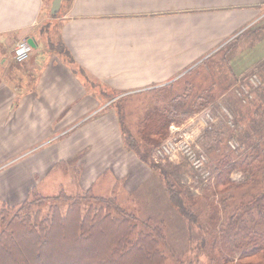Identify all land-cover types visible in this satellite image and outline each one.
I'll return each instance as SVG.
<instances>
[{
    "label": "crops",
    "instance_id": "obj_1",
    "mask_svg": "<svg viewBox=\"0 0 264 264\" xmlns=\"http://www.w3.org/2000/svg\"><path fill=\"white\" fill-rule=\"evenodd\" d=\"M47 1L0 0V165L19 161L22 147L41 145L40 138L50 144L0 176L8 204L32 194L62 163H84L82 189L110 172L137 178L133 170L147 165L124 146L117 101L158 92L264 18V0H67L56 16L45 13ZM197 3L206 12L200 15ZM229 3L236 10L226 11ZM54 25L60 40L50 39ZM38 27L50 36L36 34ZM29 39L36 51L16 63L14 46ZM54 42L64 44L80 70L53 54ZM200 49L194 62L176 57Z\"/></svg>",
    "mask_w": 264,
    "mask_h": 264
},
{
    "label": "trees",
    "instance_id": "obj_2",
    "mask_svg": "<svg viewBox=\"0 0 264 264\" xmlns=\"http://www.w3.org/2000/svg\"><path fill=\"white\" fill-rule=\"evenodd\" d=\"M254 26L243 34L254 32V28L264 30ZM55 44L50 45L53 54H65L73 61L63 43ZM208 83L205 95L194 97L190 108L186 107L191 96V88L187 86L184 93L164 101L165 105L154 106L135 133L125 126L119 110L126 150L158 170V164L151 160L152 153L168 138L170 126L184 124L215 99L217 84ZM172 88L171 83L161 90L165 94ZM226 155L230 156L221 154L224 160L220 159L213 169L214 183L206 189L209 195L219 196L218 204L213 201L215 210H209L212 215L209 222L199 221L205 213L202 207H195V197L189 190L178 188L175 181L168 180L171 201L192 229L195 225L206 231L204 244L208 245L209 264H264V189L234 204L236 190L260 178L264 159L255 161L250 155V161L246 158L233 161L225 158ZM246 169V179L236 182L233 173ZM0 225V264H165L167 260L162 248L166 236L161 225L142 220L122 208L116 197L95 195L92 187L76 196L63 191L52 197L33 194L18 207L6 203L0 209Z\"/></svg>",
    "mask_w": 264,
    "mask_h": 264
},
{
    "label": "rangeland",
    "instance_id": "obj_3",
    "mask_svg": "<svg viewBox=\"0 0 264 264\" xmlns=\"http://www.w3.org/2000/svg\"><path fill=\"white\" fill-rule=\"evenodd\" d=\"M50 4L51 0H48L45 12L47 15L51 11ZM197 6L201 9V11H198L200 15L206 12V10L203 12L201 3H197ZM230 6H233L232 3H229V7L225 10L230 12L236 10V8ZM211 12L215 13L216 11L211 10ZM257 25L259 28L264 27V18L259 20ZM40 26H45V24ZM39 27L38 32L40 33L36 34L49 35V33L44 31L45 27H42L41 30ZM56 27V25H54V28L52 27V32H55L54 37L49 36L50 39L60 40V32L59 30L55 31ZM252 31L254 32H249L248 34H243V31L241 35L244 37L240 43H229L227 47L217 51L216 56H210L209 58L213 57V59L208 60L207 63L195 67L199 64L198 61V64L192 65L195 68L193 72L190 73L189 71V74H185L186 76L182 75L178 80L172 82L175 87L169 89L167 93L164 94V90H158V92H148L138 96L132 95L124 99L123 102L126 103H123L121 99V101H117V106L122 109L125 126L135 133L137 126L146 116L145 114L150 112L154 106L165 105L174 95L177 96L184 93L188 87L191 88L189 90L191 96L187 99L188 104L186 107L190 108L189 103L194 101V97L205 95L208 82L215 81L217 84V89L214 90L215 99L203 106L204 108L199 111L212 113L215 118L212 128L203 126L199 119L196 118L198 116L197 113H199L196 112L187 119L188 122L180 126L171 125L170 135L168 136L169 138L173 134L172 126L183 127L188 124L185 132L192 136L198 146L197 148L205 154L207 159L206 165L202 170H196L186 158L180 155L172 159L165 157L156 160L152 154L151 160L158 164V170H153V168L148 166L142 171L131 168L133 173L138 172L137 178L128 176L129 178L125 177L123 179L121 177H118V179L113 178L110 172L106 176L96 179V184L92 186L95 195L116 197L122 208L137 215L142 220H148L155 225L163 227L166 236L165 243L162 244L167 256L165 264H209L210 259V253L207 251L208 245L205 246L204 244L207 236L206 231L197 228L195 225L194 229H192L190 222L174 206L168 189V180L175 181V185L178 188L189 190L190 194L195 197V207H202L205 213V217L199 221L209 222V219L212 218L209 210H215L213 201L215 200L216 204H218L219 196L209 195L206 189L214 183L215 174L213 169L216 168L220 159L224 160L221 154H230V156L226 155L225 158L233 161H239L244 158L250 161V155L255 161L261 158L264 159V30L257 31L256 29L255 31L254 28ZM198 34L193 32L191 35L198 37ZM36 49L37 47L35 51ZM186 51L182 50L181 52ZM202 52H205V50H194L192 54L191 52L189 54L186 53L185 57L183 55L176 57L182 63L190 60L194 62ZM176 54L178 53L176 52ZM60 56L70 66L74 67L70 58L68 59L65 54H60ZM174 67L172 66V68ZM184 67H181V69ZM74 69L80 70L76 67ZM164 74H168L166 67ZM253 76H256L259 79L258 81H260L258 86L252 84ZM164 101L167 102L164 103ZM228 113H230L232 118L229 117ZM90 117L89 115L86 119H90ZM117 117L119 121V115ZM52 134L53 136H59L60 131L55 129ZM46 139L47 137L38 139V144L41 145L22 147V155L19 161L1 163L0 176L8 173L10 169H15L19 163H24L34 154L48 149L50 144H47L48 141ZM231 143L235 145L234 149ZM83 165L84 163L78 165L76 161L72 165H69V163L58 164L53 169V172L38 183L36 190L32 194L29 195L28 191L26 195L23 193L19 198L13 197L9 205L18 207L27 198L30 200L33 194L49 197L58 195L60 191L70 196L82 194L85 188L83 187L82 189L80 178L86 171ZM144 171H146V174L143 173ZM206 172H209V174H206ZM140 173L143 174L141 178L139 177ZM247 176L248 169L244 171L237 170L233 173L234 179L239 183L243 182ZM141 180L146 182L139 187L137 185ZM263 189L264 170L256 182L236 190V201L234 204H239L249 194L253 195ZM3 199H6L5 194H0V209L4 204L8 203V201L5 202ZM186 200L190 201V199ZM0 229H2L1 225Z\"/></svg>",
    "mask_w": 264,
    "mask_h": 264
},
{
    "label": "built area",
    "instance_id": "obj_4",
    "mask_svg": "<svg viewBox=\"0 0 264 264\" xmlns=\"http://www.w3.org/2000/svg\"><path fill=\"white\" fill-rule=\"evenodd\" d=\"M32 51L33 48L27 40L19 41L14 47L13 58L17 63L26 62L30 59ZM258 80L256 76H253L251 82L254 86H258L260 84ZM199 113H197L198 116L196 117L199 119V122L207 128H212V123L215 122L212 113L209 111H201ZM228 114L229 117L232 118L230 113ZM186 126H188V124L183 127L172 126V136L155 150V153H153L154 157L156 160H159L165 157L172 159L180 155L186 158L196 170H202L206 165V156L199 151L192 136L185 132ZM231 145L234 149L235 145L232 143ZM206 174H209V172H206Z\"/></svg>",
    "mask_w": 264,
    "mask_h": 264
},
{
    "label": "water",
    "instance_id": "obj_5",
    "mask_svg": "<svg viewBox=\"0 0 264 264\" xmlns=\"http://www.w3.org/2000/svg\"><path fill=\"white\" fill-rule=\"evenodd\" d=\"M67 0H51V13L52 15H56L62 8L63 3ZM29 43L36 48V43L34 39H29Z\"/></svg>",
    "mask_w": 264,
    "mask_h": 264
}]
</instances>
